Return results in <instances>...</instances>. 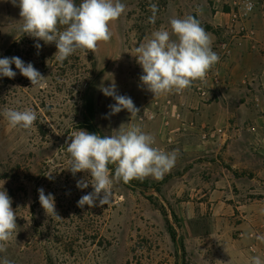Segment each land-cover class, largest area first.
<instances>
[{
  "label": "rangeland",
  "instance_id": "374dc122",
  "mask_svg": "<svg viewBox=\"0 0 264 264\" xmlns=\"http://www.w3.org/2000/svg\"><path fill=\"white\" fill-rule=\"evenodd\" d=\"M121 2L127 11L110 22L111 40L100 42L93 53L77 50L63 64L55 59L54 43L21 36L18 4L4 8L10 22L0 25V58L20 57L45 78L43 86H31L14 64V78L0 76V190L12 198L18 226L4 245L6 251L0 252V264L5 259L11 264H248L231 257L229 221L235 202L225 206L216 200V186L207 179L205 166L219 159L230 168L233 162L217 153L221 145L208 141L210 132H262L254 136L256 142L249 143L247 135L240 139L234 151L241 143L244 148L250 144L261 157L253 159L264 168V0ZM248 2L254 5L250 12L245 9ZM150 4L158 6L154 24L148 21ZM188 15L198 18L212 37L219 62L205 81H194L181 93L153 97L140 81L143 70L135 48L156 30L171 33L170 20ZM36 42L42 45L39 50ZM92 82L98 134L116 135L140 123L143 131L154 135V147L177 151L178 156L162 179H144L148 195L121 181L108 205L81 208L77 201L92 187L77 188L78 180L89 177L83 172L73 176L66 169L71 158L66 141L70 143L69 136L80 129L89 131L84 96ZM113 82L117 94L131 97L139 108L136 120H130L127 110L111 114L109 105L115 100L100 89ZM197 87L206 88L205 94ZM6 108H30L37 112V121L28 130L11 128L3 116ZM183 133L195 139L190 141ZM229 170L236 175L247 171ZM39 188L54 195L61 220L45 214ZM172 213L176 226L171 224ZM170 227L182 240L183 250L170 237Z\"/></svg>",
  "mask_w": 264,
  "mask_h": 264
},
{
  "label": "clouds",
  "instance_id": "9594fccd",
  "mask_svg": "<svg viewBox=\"0 0 264 264\" xmlns=\"http://www.w3.org/2000/svg\"><path fill=\"white\" fill-rule=\"evenodd\" d=\"M20 8L23 19L19 31L22 35L42 40L44 44H55L58 63L63 62L77 50L86 54L97 50L100 42H109L112 38L110 22L126 14L127 8L121 0H10ZM254 5L248 3L246 12ZM152 15L149 23L154 24L158 6L150 4ZM202 11V9L200 10ZM171 33L161 28L151 34V38L139 43L134 55L143 70L141 83L153 97L169 93H181L192 86L194 81H205L207 73L219 62V55L212 50L213 39L206 32L198 18L188 15L170 20ZM175 37L173 39L172 37ZM38 50L39 42L34 45ZM28 78L31 86H43L45 78L31 62L25 63L20 57L0 58V76L14 78L16 72ZM105 96L115 100L109 105L111 114L127 110L130 120L139 116L137 108L126 95L116 92L115 83L100 89ZM3 116L11 128L31 129L37 121V112L32 109L17 110L6 108ZM66 141L70 154L68 169L73 176L78 172L86 173L89 178H81L76 186L79 189L92 187V191L81 196L78 207L89 208L108 205L115 186L133 179L144 180L152 177L160 180L175 166L178 152H166L154 147V135L143 131L140 123H133L127 130L121 129L116 135H100L80 129ZM109 165H115L114 172ZM51 173L47 176L51 179ZM4 184V182H3ZM3 187V186H2ZM38 199L45 214L59 221L62 217L55 208L52 193L38 190ZM16 212L12 207V198L3 188L0 190V252L6 251L5 243L17 234ZM256 239L264 242V236ZM4 264H11L7 259ZM250 264H264L258 256L251 257Z\"/></svg>",
  "mask_w": 264,
  "mask_h": 264
},
{
  "label": "crops",
  "instance_id": "0c3cea01",
  "mask_svg": "<svg viewBox=\"0 0 264 264\" xmlns=\"http://www.w3.org/2000/svg\"><path fill=\"white\" fill-rule=\"evenodd\" d=\"M10 4V0H0V25L2 27L10 22L7 12L4 14V8L6 10ZM192 113H197V111L193 110ZM182 135H186L184 138L190 141L195 139L185 133ZM199 135L197 132L196 137ZM246 135L249 143L250 140L256 142L254 136L259 137L262 132H210L208 141L215 139L216 144L221 145L217 153H220L225 161H230L228 159L230 157L233 162H229V168L218 159L217 162L210 163V166H205V168L208 173L207 179L216 186L214 191L216 200L224 202L225 206H227L226 202H235V210L233 209L229 221L233 249L231 257L233 259L234 256H239L245 260V263L247 260L250 264L253 256L260 257L264 262V242L256 239L257 236H264V203H262L264 202V180L261 179L264 176V168L263 164L258 165L259 162L253 159H261V157L256 152V148L250 147V144L244 148L241 143L237 147L239 150L234 151V147L238 146L240 139ZM196 151L201 153L200 150H194ZM229 169L247 171L244 175L241 173L236 175ZM259 224H262V227L258 229ZM234 262L233 260L232 263ZM234 264L243 263L235 262Z\"/></svg>",
  "mask_w": 264,
  "mask_h": 264
},
{
  "label": "trees",
  "instance_id": "16d2710c",
  "mask_svg": "<svg viewBox=\"0 0 264 264\" xmlns=\"http://www.w3.org/2000/svg\"><path fill=\"white\" fill-rule=\"evenodd\" d=\"M93 89H94V84L93 82L89 85L87 92L84 96L85 99V107H84V117L85 120L87 122L86 128L93 133H99L98 129L96 128L94 122V118H95V109H94V103H93ZM101 135V134H100ZM109 168L111 171L114 172L115 169V165H109ZM137 181V182H135ZM127 187L133 189H139L140 192L144 195H148L149 194V184L147 180H136L133 179L132 181H130L129 183L125 184ZM156 190L159 191V188L156 187ZM172 217H173V221L171 224L173 225H178V220H177V216L172 213ZM169 233H170V237L172 238V240L174 241V243L177 245V248H180V250H183V243L182 240L180 238H178L177 232L174 229V227H170L169 228Z\"/></svg>",
  "mask_w": 264,
  "mask_h": 264
},
{
  "label": "built area",
  "instance_id": "2783aa9c",
  "mask_svg": "<svg viewBox=\"0 0 264 264\" xmlns=\"http://www.w3.org/2000/svg\"><path fill=\"white\" fill-rule=\"evenodd\" d=\"M248 3H252V2H248ZM248 3H246V5L248 4ZM245 5V6H246ZM212 75V78H213V82H217L218 81V79L216 78V75L213 73V74H211ZM197 90L199 91V92H201V94H205V90H206V88H204V87H197Z\"/></svg>",
  "mask_w": 264,
  "mask_h": 264
}]
</instances>
